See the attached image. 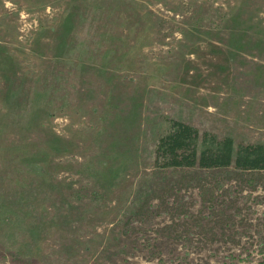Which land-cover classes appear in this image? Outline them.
Returning a JSON list of instances; mask_svg holds the SVG:
<instances>
[{
  "label": "rangeland",
  "instance_id": "374dc122",
  "mask_svg": "<svg viewBox=\"0 0 264 264\" xmlns=\"http://www.w3.org/2000/svg\"><path fill=\"white\" fill-rule=\"evenodd\" d=\"M174 121L264 145V0H0V243L264 264V170L157 161Z\"/></svg>",
  "mask_w": 264,
  "mask_h": 264
},
{
  "label": "trees",
  "instance_id": "16d2710c",
  "mask_svg": "<svg viewBox=\"0 0 264 264\" xmlns=\"http://www.w3.org/2000/svg\"><path fill=\"white\" fill-rule=\"evenodd\" d=\"M157 155V161L170 167L198 165L217 169L234 166L238 171L264 170L263 144L241 145L235 152L232 138L218 139L209 132L201 135L199 129L182 121H174L172 129L160 138ZM6 256L12 264H39L36 258L6 250L0 243V257Z\"/></svg>",
  "mask_w": 264,
  "mask_h": 264
}]
</instances>
